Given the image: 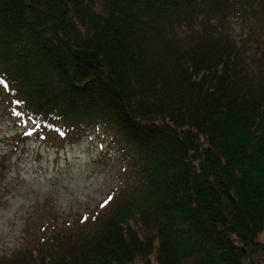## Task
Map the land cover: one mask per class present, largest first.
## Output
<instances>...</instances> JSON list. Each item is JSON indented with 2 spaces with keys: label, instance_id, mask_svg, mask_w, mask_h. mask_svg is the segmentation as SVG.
<instances>
[{
  "label": "trees",
  "instance_id": "obj_1",
  "mask_svg": "<svg viewBox=\"0 0 264 264\" xmlns=\"http://www.w3.org/2000/svg\"><path fill=\"white\" fill-rule=\"evenodd\" d=\"M0 81L21 139L101 129L127 171L0 264H264V0H0Z\"/></svg>",
  "mask_w": 264,
  "mask_h": 264
},
{
  "label": "rangeland",
  "instance_id": "obj_2",
  "mask_svg": "<svg viewBox=\"0 0 264 264\" xmlns=\"http://www.w3.org/2000/svg\"><path fill=\"white\" fill-rule=\"evenodd\" d=\"M2 90L0 257L25 246L33 248L42 227L81 233L85 216L109 195H117L127 178L121 158L109 157L106 146H99L107 137L101 129L66 141L59 140L57 131L21 139L16 133L22 129L15 119L16 108H6ZM260 240L264 242L263 237Z\"/></svg>",
  "mask_w": 264,
  "mask_h": 264
},
{
  "label": "snow or ice",
  "instance_id": "obj_3",
  "mask_svg": "<svg viewBox=\"0 0 264 264\" xmlns=\"http://www.w3.org/2000/svg\"><path fill=\"white\" fill-rule=\"evenodd\" d=\"M0 83H4L3 81H0ZM13 102H18V101H13ZM111 199V197H109V200ZM105 203H107V201H105Z\"/></svg>",
  "mask_w": 264,
  "mask_h": 264
}]
</instances>
